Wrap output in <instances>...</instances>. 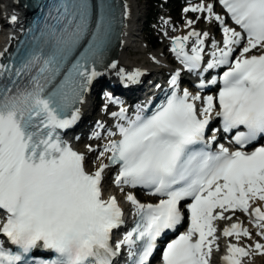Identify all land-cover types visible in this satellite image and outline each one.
Returning a JSON list of instances; mask_svg holds the SVG:
<instances>
[{
    "label": "snow or ice",
    "instance_id": "snow-or-ice-1",
    "mask_svg": "<svg viewBox=\"0 0 264 264\" xmlns=\"http://www.w3.org/2000/svg\"><path fill=\"white\" fill-rule=\"evenodd\" d=\"M218 2L235 28L212 3L184 10L207 13L205 19L218 23L222 32V46L211 41L203 69H227L210 81L220 84L216 96L181 93L177 71L171 93L150 115L141 108L129 118L122 105L112 113L124 123L108 135L119 139H109L89 171L85 154L62 133L77 123V105L101 75L96 66L113 39L115 16L106 0L99 5L50 0L33 47L18 62L9 56L0 63V237L5 238L0 239V264H113L125 248L131 264H149L157 242L184 223V201H191L184 205L187 229L167 243L162 264H211L220 247L216 222L232 221L237 212L249 217L264 240V145L245 150L264 139V0ZM16 20L11 16V23ZM185 23L192 29L195 21ZM208 36L193 29L172 39L171 51L187 72L201 71ZM253 50L260 54L248 55ZM7 51L0 52V60ZM120 74L130 81L142 75L123 69ZM199 87H205L203 80ZM215 117L223 132L236 130L235 150L224 145L210 150L215 136L206 141L205 133ZM87 151L95 149L89 145ZM110 168H117L113 183L122 192L143 188L160 197L158 203L145 204L125 194L136 219L114 246V230L125 221L116 196H105L103 181ZM220 235L235 238L222 264H242L253 251L264 255V243L241 245V238L252 239L241 221ZM36 250L52 255L37 260L31 255Z\"/></svg>",
    "mask_w": 264,
    "mask_h": 264
},
{
    "label": "bare ground",
    "instance_id": "bare-ground-1",
    "mask_svg": "<svg viewBox=\"0 0 264 264\" xmlns=\"http://www.w3.org/2000/svg\"><path fill=\"white\" fill-rule=\"evenodd\" d=\"M9 3L10 10L9 13L5 15H0V21L1 24L5 22L7 18H11V16L15 15L17 17V20H19L20 27L25 22V18L29 17V15H22V9L19 7L18 0H5ZM142 0H123L126 7L129 9V13L126 17V22L122 31V37L120 42L118 43L117 49L115 51V62L117 64V69L114 70L118 73H115L112 71V69L107 74L106 79V85L114 86L118 88V91H121L123 86V82L120 74V70L123 69L125 74L132 73L134 71H139L142 73V75L137 79L139 84L136 85L134 89H127L125 88L123 91V95L128 96L130 98L135 99L138 97V99L143 98V93L148 91V88L146 89V82L147 80L142 78L143 75H145L148 72H154V71H161V72H169L170 64L172 59H174L173 56H168L167 51L164 50L160 53L156 52H148V46H147V38L145 36V30L146 27L143 26L142 21L144 20L145 16L147 15V11L145 9L144 3L141 2ZM200 19V18H199ZM199 19L195 18L192 19L195 21L193 28L189 29L186 25L177 28L176 23L171 19L167 17H163L160 21V23L163 25L162 29V39L165 41L166 48L169 49L170 45L172 44V39L176 36H184L187 35L188 31L195 30L200 32V28L197 26L199 24ZM8 20V19H7ZM187 20H191L187 18ZM175 29V30H174ZM144 31V33H143ZM209 43L211 44V41L213 40L211 35H209ZM9 38L6 34H3L0 32V52H4L5 48L7 47L9 43ZM216 41V40H215ZM209 45V44H208ZM192 42H189V48H191ZM132 52H137V54H141L146 56L148 59L152 61L153 66H147L142 65L138 60L133 59ZM119 94V93H118ZM102 104H97L94 100L93 96H88L83 104L82 107V125L80 127V131L92 129L91 133L97 134L99 127L102 126V123L109 120V114L110 112H107L106 114H103L100 112V106ZM118 110V107L115 108L114 111ZM110 123V120H109ZM97 124L98 127H95ZM74 138H79L80 141L74 142L72 144V147L74 150H77L81 153H84L86 156V165L89 171H92L95 169V167L98 165V161L96 160L98 154L100 151H102L105 144L108 143V138H99L96 140H88L85 135L80 134L79 132H76L75 135H72ZM91 146L95 151L88 152L87 146ZM104 162L106 163L107 160L105 159ZM110 173V170L106 171L105 173V179H108V175ZM106 192L108 195H114L116 196L118 203L125 209L131 207V205L126 201L125 197L119 192V189L114 188H107ZM259 204V202H257ZM264 206V205H262ZM219 223L223 221H218ZM258 231V230H257ZM257 233V232H256ZM254 235V239H251L249 241L241 240V245L248 244L253 245L255 242L264 243V240H261L259 236ZM230 241H220V252H223L225 249L227 251V246ZM232 243H235V241H231ZM218 251H214L212 254L211 263L212 264H219L218 259ZM242 264H264V255H261L255 251L252 252L251 258L245 257L242 261Z\"/></svg>",
    "mask_w": 264,
    "mask_h": 264
},
{
    "label": "rangeland",
    "instance_id": "rangeland-1",
    "mask_svg": "<svg viewBox=\"0 0 264 264\" xmlns=\"http://www.w3.org/2000/svg\"><path fill=\"white\" fill-rule=\"evenodd\" d=\"M145 5V9L147 11V15L145 16L142 24L148 20L147 30L145 31V36L147 38V46L148 52H156L160 53L166 48L164 47L165 41L162 39V29L163 25L160 23L163 17H167L174 21L179 29L182 26L186 25L187 17L182 18V14L179 12H172L173 4L163 3L161 0H142ZM197 18V15H193L192 19ZM202 31L211 32L214 29L213 24H205L203 19H199V24L197 25ZM214 39V35H212ZM133 59L138 60L142 65L152 64V61L148 59L146 56L137 54V52H132ZM95 98V97H94ZM95 100V99H94Z\"/></svg>",
    "mask_w": 264,
    "mask_h": 264
}]
</instances>
